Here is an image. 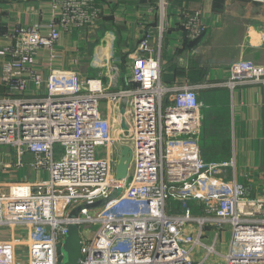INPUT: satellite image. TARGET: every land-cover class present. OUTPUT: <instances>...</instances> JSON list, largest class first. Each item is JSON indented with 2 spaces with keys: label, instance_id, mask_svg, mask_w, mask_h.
Listing matches in <instances>:
<instances>
[{
  "label": "built area",
  "instance_id": "1",
  "mask_svg": "<svg viewBox=\"0 0 264 264\" xmlns=\"http://www.w3.org/2000/svg\"><path fill=\"white\" fill-rule=\"evenodd\" d=\"M50 1L47 34L43 26L18 25L7 32L12 45L0 47L7 86L0 145H13L19 157L31 153L30 166L48 172L42 194L0 195V230L10 233L0 239V264H61L69 223L81 237L79 264H264V199L250 197L234 178L233 157L204 158L198 87L162 83L149 32L130 57L128 88L109 91L111 73L108 86L75 70L51 67L43 75L37 53L52 50L61 29L89 26L100 11L96 0ZM182 27L190 39L203 34L201 12L185 13ZM104 64L120 74L113 58ZM246 82L264 85V65L236 59L223 85L231 90ZM114 131L130 148L123 178L116 176L119 158L110 148L118 141ZM225 230L228 250L221 253L215 245ZM195 249H202L197 260Z\"/></svg>",
  "mask_w": 264,
  "mask_h": 264
},
{
  "label": "crops",
  "instance_id": "2",
  "mask_svg": "<svg viewBox=\"0 0 264 264\" xmlns=\"http://www.w3.org/2000/svg\"><path fill=\"white\" fill-rule=\"evenodd\" d=\"M96 1L100 11L92 24L61 29L53 49L37 53L36 63L42 74L51 67L75 70L82 79L97 77L108 86L106 74L111 73L109 91L128 88L132 85L130 57L136 53L141 37L149 32L162 83L198 87L204 157L213 161L233 157L234 178L246 187L250 197L264 199V85L246 82L231 90L223 85L236 59L248 58L264 65V11L251 8L260 4L250 2L254 0ZM195 10L201 12L206 29L198 41L190 42L182 22L185 13ZM53 12L50 0H0V47L12 45L7 32L18 25L43 26L41 33L47 34ZM112 58L120 74L105 66L104 62ZM1 75L2 62L0 98L7 93ZM37 93L42 94V89L30 90L26 96L35 97ZM0 147V195L14 198L44 193L48 172L30 166L33 155L25 152L19 157L13 145ZM9 234L0 230V239H7ZM211 237L208 233L206 239ZM228 242V230L222 231L215 247L226 253ZM201 252L195 249L192 258L199 259Z\"/></svg>",
  "mask_w": 264,
  "mask_h": 264
},
{
  "label": "water",
  "instance_id": "3",
  "mask_svg": "<svg viewBox=\"0 0 264 264\" xmlns=\"http://www.w3.org/2000/svg\"><path fill=\"white\" fill-rule=\"evenodd\" d=\"M257 1H264V0H257ZM126 100H122V105L120 106V115H121V126L122 128H126V124L123 121V110L125 108ZM130 148L126 146H121V156L117 163L116 168V176L118 178H123L127 174L128 163L130 160ZM110 200V197H107L101 201H99L97 206L103 204ZM76 215V211L73 210L70 213V216L73 217ZM81 248V237L78 233V226L75 223H69L66 226V231L64 234V238L59 245V252L61 254V264H79L81 260L82 253L80 251Z\"/></svg>",
  "mask_w": 264,
  "mask_h": 264
},
{
  "label": "rangeland",
  "instance_id": "4",
  "mask_svg": "<svg viewBox=\"0 0 264 264\" xmlns=\"http://www.w3.org/2000/svg\"><path fill=\"white\" fill-rule=\"evenodd\" d=\"M28 1H34V0H28ZM250 2H254V3H256V4H260V7H258V6H255V5H253V6H251V8L252 9H260V10H262V11H264V1H250ZM264 24V23H263ZM201 95V94H200ZM202 99V98H201ZM202 100H205V99H202ZM101 106H103L102 107V111H104V110H107V108L103 105V103H102V105ZM200 108H201V106H200ZM109 110V112L111 111V109H108ZM111 113V112H110ZM113 139H114V141L116 142V140H118V138H119V135H118V133L117 132H113ZM124 144H127V142L126 141H123L122 139H119L116 143H114V145L112 144L111 145V150H113V152H114V154H115V152H116V156L118 157V158H120V156H121V146H126V145H124ZM127 147V146H126ZM1 148V147H0ZM56 149L58 148L57 146L55 147ZM109 148V149H110ZM209 148L210 147H207V149L209 150ZM202 149L203 150H205L204 148H203V146H202ZM120 152V153H119ZM111 153H112V151H111ZM205 158V157H204ZM206 159V158H205ZM94 228V227H93ZM92 231H93V229H91ZM86 235H88L87 233H85ZM207 241V240H206Z\"/></svg>",
  "mask_w": 264,
  "mask_h": 264
},
{
  "label": "trees",
  "instance_id": "5",
  "mask_svg": "<svg viewBox=\"0 0 264 264\" xmlns=\"http://www.w3.org/2000/svg\"><path fill=\"white\" fill-rule=\"evenodd\" d=\"M185 32H186V31H185ZM187 35H188V34H187V32H186V37L190 40V42H196V41H198V40L202 37L203 34H201L200 36H197L195 39H190Z\"/></svg>",
  "mask_w": 264,
  "mask_h": 264
},
{
  "label": "bare ground",
  "instance_id": "6",
  "mask_svg": "<svg viewBox=\"0 0 264 264\" xmlns=\"http://www.w3.org/2000/svg\"><path fill=\"white\" fill-rule=\"evenodd\" d=\"M130 168H131V165H130V162L128 163V169H127V174L130 172ZM126 174V175H127Z\"/></svg>",
  "mask_w": 264,
  "mask_h": 264
}]
</instances>
